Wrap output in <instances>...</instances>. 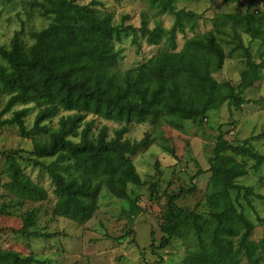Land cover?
<instances>
[{"label":"trees","instance_id":"16d2710c","mask_svg":"<svg viewBox=\"0 0 264 264\" xmlns=\"http://www.w3.org/2000/svg\"><path fill=\"white\" fill-rule=\"evenodd\" d=\"M177 1L147 0L149 8L158 14L172 15L170 27L159 21L149 27L142 13L135 28L126 23L127 16L115 22L110 12L96 7L99 3L95 0L86 4L30 0L47 24L30 33L31 41L15 31L8 45H0V130L15 125L21 137L32 139L29 150L9 148L0 152L10 196L9 204H2L0 212L12 214L9 206L18 208L28 200L46 197V190L25 173L24 167L32 165L47 172L54 186V215L84 223L98 208L101 192L127 201L136 215L141 208L136 198L131 199L128 185L145 182L131 156L147 148L150 139L148 133L136 141L124 138L126 125L161 120L182 129L187 122L203 123L207 112L225 100L236 106L247 101L243 89L261 78L264 59L255 60L242 35L260 39V54L264 55V14L256 15L250 6L243 12L217 14L211 29L186 38L177 49V33L194 30L199 19L194 11L177 8ZM126 33L134 38L140 35L153 45L163 41L166 47L154 59L121 71L116 42ZM224 44L230 54L236 52L244 59L237 86L213 76L227 56ZM29 103L38 106L30 128L25 125L27 107L4 117L15 105ZM61 110L68 113L51 127L47 121ZM89 114L124 125L112 136L105 125L93 134V121L84 122ZM42 158L50 161L45 163ZM247 159L252 161L250 166ZM261 165L264 154L248 138L234 144L219 132L209 157L205 211L177 204L195 190L193 185L168 194L166 221L160 225L157 245L151 237L152 251L165 249L179 239L186 246L179 264H239L243 259L248 264L264 262V215H256L255 220L249 215L255 213L253 198L263 200L264 195L238 182L249 169L257 170ZM79 182L93 192L78 190ZM65 183L70 191L61 193ZM148 189L150 198L157 199V184L151 183ZM38 212L32 207L19 213L22 225L17 231L26 236L54 237L56 233L34 228ZM256 225L261 227L258 239L253 238ZM37 263L40 261L32 254L0 249V264Z\"/></svg>","mask_w":264,"mask_h":264},{"label":"rangeland","instance_id":"374dc122","mask_svg":"<svg viewBox=\"0 0 264 264\" xmlns=\"http://www.w3.org/2000/svg\"><path fill=\"white\" fill-rule=\"evenodd\" d=\"M77 1L86 4L92 0ZM95 1L99 3L96 7L110 12L115 22L127 16L126 23L135 28L140 25L142 13L146 14L149 27L159 21L168 28L173 22L172 15L158 14L156 10L150 9L147 0ZM176 6L199 14L194 30L186 29L185 33H177V49L181 48L186 38L211 29L212 19L217 14L243 12L247 6L255 10L256 15L264 14V0H178ZM46 24L47 19L39 14L36 7L30 5V0H0V45H8L15 31H21L24 38L31 41L30 33ZM242 37L255 60L259 62L264 59V55L260 54L263 50L261 40H253L246 34ZM165 47L163 41L153 45L140 35L134 38L131 33L122 34L116 42L119 51L118 68L123 71L154 59ZM224 49L227 56L223 66L213 76L218 81L228 80L237 86L240 71L245 67L244 59L236 52L230 54L228 45L224 44ZM246 86L243 96L247 101L243 105L236 106L225 100L219 108L210 109L200 125L187 122L182 129H176L161 120L155 124L142 122L126 125L124 138L136 141L148 133L150 139L147 148L131 156L137 172L145 182L141 186L128 185L131 199L136 198V204L141 208L136 215L130 211L127 201L105 192H101L98 208L84 223L54 215L52 207L56 194L49 175L38 167L25 166V173L46 190V197L38 201L28 200L18 208L9 206L8 210L12 214L0 212V249L32 254L40 261L37 264H179L186 252V246L181 240L175 239L170 246L155 252L150 248L151 237L154 245L159 242L160 225L166 221L168 194L193 185L195 190L178 199L177 204L198 212L205 211V187L210 176L209 157L219 132L234 144L248 138L256 150L264 154V68L261 78ZM22 107L28 108L25 125L30 128L38 110L35 103L17 104L4 117H9L13 110ZM67 113L61 110L47 123L55 127L59 117ZM89 120L93 121V134L105 125L108 134L112 136L116 128L124 125L92 114L87 115L84 122ZM31 147L32 139L21 137L15 125L1 128L0 152L9 148L29 150ZM42 161L47 163L50 159L42 158ZM246 163L250 166L252 161L247 159ZM4 164V158L0 155V206L10 202L5 187L8 178ZM198 170L200 173L195 176ZM238 182L252 186L255 192L264 195V165L257 170L249 169L248 174L239 178ZM151 183L158 186L155 200L150 198L148 187ZM77 184L78 190L93 192L87 190L81 182ZM66 191H70V187L65 183L60 192ZM252 203L255 213L249 215L255 220L256 215H264V199L253 198ZM32 207L39 209L34 228L56 233L54 237L26 236L17 231L22 225L19 213ZM260 235L261 227L256 225L253 238L258 239ZM239 264L248 263L243 259Z\"/></svg>","mask_w":264,"mask_h":264}]
</instances>
